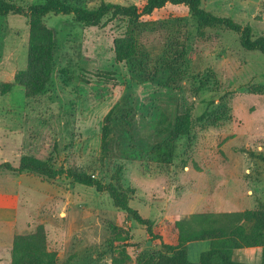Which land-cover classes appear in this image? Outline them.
<instances>
[{
    "label": "rangeland",
    "instance_id": "1",
    "mask_svg": "<svg viewBox=\"0 0 264 264\" xmlns=\"http://www.w3.org/2000/svg\"><path fill=\"white\" fill-rule=\"evenodd\" d=\"M7 1L27 7L43 0ZM143 1L91 0L89 6L140 7ZM201 7L250 26L253 38L264 36V0H201ZM42 22L52 34L55 65L46 91L26 99L21 72L29 21L0 16V164L17 166L28 155L103 183L117 180L133 190L130 207L152 220L154 234L169 244L176 243V222L192 214L238 213L264 204V56L245 50L237 33L204 28L187 8L166 6L135 27L137 61L117 63L114 41L130 29L127 19L108 15L86 27L72 15L49 14ZM259 87L262 93L255 92ZM114 106L127 121L117 120L104 156L101 130ZM185 120L189 135L174 140L170 163L147 157ZM0 212L13 221L11 229L0 228V264H10L14 236L38 226L59 263L95 257L112 225L127 246L125 264L161 251L160 242L148 240L145 228L127 219L105 193L66 176L0 170ZM208 249L207 241L189 243L188 259L197 262ZM236 256L262 262V253L259 260L240 251Z\"/></svg>",
    "mask_w": 264,
    "mask_h": 264
},
{
    "label": "trees",
    "instance_id": "2",
    "mask_svg": "<svg viewBox=\"0 0 264 264\" xmlns=\"http://www.w3.org/2000/svg\"><path fill=\"white\" fill-rule=\"evenodd\" d=\"M91 0H43L22 7L7 0H0V16L18 15L29 21V45L26 69L22 73L23 95L26 99L34 98L46 91L51 80L55 65V46L51 31L43 24L42 19L49 14L72 15L75 22L86 27L98 26L102 19L110 16L113 19H127L130 29L124 38L114 41L115 61H137L136 29L140 19L151 16L155 11L166 6H183L192 17L204 28L220 27L239 35L240 45L247 51L259 52L264 56V36L253 38L250 26H241L230 18L219 17L205 11L201 0H144L138 7L135 5H120L100 3L89 6ZM256 93H262V88H256ZM117 106L112 107L104 118L101 130L100 150L102 155L109 153L110 139L117 120L127 121L126 116L116 112ZM175 124L167 137L156 143L147 154L151 160L168 164L172 158L174 140L189 135L188 122ZM158 129L163 131L160 125ZM125 136L130 132L123 128ZM133 158L141 159L137 150H130ZM0 170L15 174H34L43 178L54 179L66 176L73 183L93 188L98 193H105L116 209L123 211L127 219L145 228L150 241L158 240L161 251L157 254L141 256L137 264H248L237 258L242 249L260 248L264 264V204H259L251 210L238 213L214 214L210 212L192 214L184 221L176 222V243L169 244L153 232V222L143 218L135 209L130 207L133 190L124 188L117 180L103 183L95 180L85 172L70 169H54L48 162L32 156H22L17 166L9 162L0 164ZM116 226H109L110 238L97 251L95 257L88 256L81 262L66 260L59 263L57 255L48 248L44 229L38 226L34 232L27 235H16L12 241L10 264H98V261L108 257L112 264H125L129 261L126 254V244H120L113 233ZM197 241L209 242V249L199 254L197 262H191L187 255L189 243ZM86 252V250H85ZM95 252V250L93 251ZM92 255V253H91Z\"/></svg>",
    "mask_w": 264,
    "mask_h": 264
},
{
    "label": "crops",
    "instance_id": "3",
    "mask_svg": "<svg viewBox=\"0 0 264 264\" xmlns=\"http://www.w3.org/2000/svg\"><path fill=\"white\" fill-rule=\"evenodd\" d=\"M1 225L5 228H12L13 226V221L11 218H9V216L5 213L0 212V228ZM1 243V241H0ZM261 249L260 248H249V249H242L240 250V253H244V255H248V254H256L258 257V260L260 259L261 256ZM243 255V254H242ZM245 262L250 263L249 260H245ZM251 264V263H250Z\"/></svg>",
    "mask_w": 264,
    "mask_h": 264
}]
</instances>
